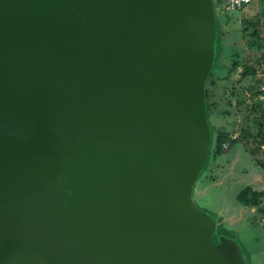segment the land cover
Masks as SVG:
<instances>
[{
	"label": "water",
	"instance_id": "95a60500",
	"mask_svg": "<svg viewBox=\"0 0 264 264\" xmlns=\"http://www.w3.org/2000/svg\"><path fill=\"white\" fill-rule=\"evenodd\" d=\"M214 0H0V264H247L193 196Z\"/></svg>",
	"mask_w": 264,
	"mask_h": 264
},
{
	"label": "rangeland",
	"instance_id": "374dc122",
	"mask_svg": "<svg viewBox=\"0 0 264 264\" xmlns=\"http://www.w3.org/2000/svg\"><path fill=\"white\" fill-rule=\"evenodd\" d=\"M214 10L221 47L206 84L213 142L193 196L218 220L214 242L221 236L234 238L247 264H264V196L256 206L238 199L247 186L264 192V0L236 10L214 0ZM247 67L254 71L246 74Z\"/></svg>",
	"mask_w": 264,
	"mask_h": 264
},
{
	"label": "trees",
	"instance_id": "16d2710c",
	"mask_svg": "<svg viewBox=\"0 0 264 264\" xmlns=\"http://www.w3.org/2000/svg\"><path fill=\"white\" fill-rule=\"evenodd\" d=\"M220 47H221V42H220V34H219V27L217 26V44H216V56H215V61H214V64H216L218 62V56H219V51H220ZM252 68L250 67H247L246 69V74H250L252 73ZM208 97V92H207V89H206V99ZM207 110L209 108V104L207 103ZM260 129L263 130L264 129V120L262 121L261 125H260ZM211 130H212V127H211ZM263 132V131H262ZM213 132H212V136H211V145H212V142H213ZM224 137L222 138H219V140L217 141V144H218V147H217V153H220V147L222 146L223 142H224ZM209 155H210V150H209V153H208V157H207V162H208V159H209ZM206 162V164H207ZM206 167V165H205ZM205 167H204V170H205ZM264 196V192L263 191H258V190H255L253 189L251 186H247L245 188H243L239 194H238V199L246 206H256L260 203V200L261 198ZM260 210L261 212L263 213L264 215V205L260 207Z\"/></svg>",
	"mask_w": 264,
	"mask_h": 264
},
{
	"label": "built area",
	"instance_id": "2783aa9c",
	"mask_svg": "<svg viewBox=\"0 0 264 264\" xmlns=\"http://www.w3.org/2000/svg\"><path fill=\"white\" fill-rule=\"evenodd\" d=\"M227 9L236 10L241 9L243 6L255 1V0H223Z\"/></svg>",
	"mask_w": 264,
	"mask_h": 264
},
{
	"label": "crops",
	"instance_id": "0c3cea01",
	"mask_svg": "<svg viewBox=\"0 0 264 264\" xmlns=\"http://www.w3.org/2000/svg\"><path fill=\"white\" fill-rule=\"evenodd\" d=\"M207 162V161H206ZM206 165V164H205ZM205 167V166H204ZM204 169V168H203ZM199 179V178H198ZM213 215V214H212ZM215 217V215H213ZM216 218V217H215ZM217 219V218H216ZM218 221V220H217Z\"/></svg>",
	"mask_w": 264,
	"mask_h": 264
}]
</instances>
